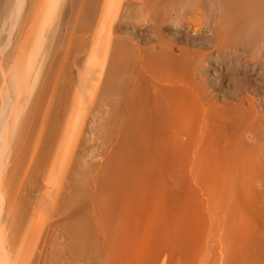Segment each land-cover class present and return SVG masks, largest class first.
<instances>
[{
  "label": "rangeland",
  "instance_id": "rangeland-1",
  "mask_svg": "<svg viewBox=\"0 0 264 264\" xmlns=\"http://www.w3.org/2000/svg\"><path fill=\"white\" fill-rule=\"evenodd\" d=\"M38 1L0 0V264H264V0H60L23 93Z\"/></svg>",
  "mask_w": 264,
  "mask_h": 264
},
{
  "label": "bare ground",
  "instance_id": "bare-ground-1",
  "mask_svg": "<svg viewBox=\"0 0 264 264\" xmlns=\"http://www.w3.org/2000/svg\"><path fill=\"white\" fill-rule=\"evenodd\" d=\"M42 1V0H41ZM60 2V0H44V2H42L41 4H43V5H41V7H43L42 9H41V11H39V18H38V22H39V24H38V26H36L35 27V32L37 33L36 34V42H33V43H31V41H30V43H31V45L29 44V40H27V38H28V35H29V32L30 31H26V35L24 36V34H23V36H24V40H23V43H22V48H20L21 50H19V55H20V66H21V68L23 69V72H20V74H14V77L15 78H13V77H10L9 79L11 80V78L13 79L12 81H16L17 82V90L19 91V89H21L22 91L21 92H23V93H25V91H26V89L27 88H30V85H31V82H30V79H31V76H30V72H31V70H30V68H32V65L33 64H35L37 61L36 60H38L37 58H39V57H37L38 56V53H40L41 52V50H42V46H43V42L45 41L44 40V33H46L45 31H46V27H47V24L49 23V22H51L48 18L50 17V15L52 14V10H53V5H55V4H57V3H59ZM38 2H40V0L38 1ZM17 4V3H16ZM20 5V4H19ZM37 5H40L39 3L37 4ZM56 8V7H55ZM14 9V8H13ZM37 9V12H38V7L36 8ZM12 10V9H11ZM15 11V10H14ZM55 13H57L56 11H55ZM54 13V14H55ZM48 17V18H47ZM53 17V16H52ZM51 18V17H50ZM48 25H50V24H48ZM30 27V26H29ZM13 31V30H12ZM49 31V30H48ZM41 37V40L40 39H38V38H40ZM46 38V37H45ZM34 39H35V37H34ZM96 39H97V41L93 44V46H92V49H91V55L92 56H95V57H97L96 56V54H97V52H99L100 51V53H101V51H102V49H103V47H102V44H101V42H100V40H99V37L97 36L96 37ZM93 42V41H92ZM17 46V45H16ZM32 48V49H31ZM92 56H90L89 58V61L91 62H94V64H97L98 66H100L99 64H98V62H97V60H96V58L95 57H92ZM98 57H100V55L98 56ZM91 58L93 59V60H91ZM40 59V58H39ZM95 60V61H94ZM100 63V62H99ZM36 65H39L38 63L36 64ZM87 66H88V64H87ZM38 67V66H37ZM40 67V66H39ZM10 68H12V66L10 67ZM9 69V68H8ZM10 70V69H9ZM12 71V70H11ZM12 73H14V72H12ZM9 74V73H8ZM2 75V74H1ZM5 75V74H4ZM9 76V75H8ZM12 76H13V74H12ZM35 76V75H34ZM95 77H97V78H99V76L97 75V76H95ZM5 78H7L6 76H5ZM15 79V80H14ZM92 79H93V77H92ZM5 80V79H4ZM4 80H3V83H6V80H5V82H4ZM10 80H8V81H10ZM15 82V83H16ZM8 83V82H7ZM14 83V84H15ZM6 86H4V87H2V88H5ZM10 88L12 87V86H9ZM14 87H16V86H14ZM8 89V88H7ZM28 90V89H27ZM3 91L5 92V90H2L1 92H2V97H1V100H3V102H1V105H4V107L2 106V108H0V118H1V120H0V122L2 123V122H4V121H2V118L3 117H5L4 116V114L5 115H8L9 116V110H11L12 109V107L10 106V105H14V103H15V101H16V99H18L16 96H15V98H13L12 99V95H13V93L16 91V89H15V91L13 90V88H11V91L12 92H10L11 93V97H8L7 96V94H5V93H3ZM6 91H8V90H6ZM0 92V93H1ZM16 93H18V92H16ZM20 95V94H19ZM10 96V95H9ZM24 96H25V94H24ZM24 96H21V98L22 97H24ZM28 96V95H27ZM13 97H14V95H13ZM9 98H11L10 100H8ZM28 98V97H27ZM8 101H7V100ZM24 99V98H23ZM21 101V100H20ZM22 102V101H21ZM21 102H20V104H21ZM17 103V102H16ZM20 104H18V105H20ZM81 104V103H80ZM17 105V104H16ZM15 105V106H16ZM21 105H23V104H21ZM26 105V104H25ZM1 107V106H0ZM8 107H10L11 109H9ZM18 108H20V107H18ZM23 109H24V107H23ZM16 110V109H15ZM14 109L12 110L13 112L15 111ZM6 111V112H5ZM18 112H20V111H18ZM11 115V114H10ZM18 115V114H17ZM3 116V117H2ZM12 116V115H11ZM11 116L9 117V118H11ZM8 118V119H9ZM13 118V117H12ZM16 119V118H15ZM13 120V119H12ZM11 120V121H12ZM8 121V120H7ZM18 121H20V120H18ZM15 122H17V120L15 121ZM5 123V122H4ZM3 123V124H4ZM9 123V122H8ZM14 123V121H12V124ZM11 124V123H10ZM10 124H9V126H10ZM17 124V123H16ZM5 125V124H4ZM77 126V125H76ZM1 127H3V125H1ZM78 128V127H77ZM7 129V128H6ZM5 129V130H6ZM79 130H80V128H79ZM71 131H72V129H71ZM6 133V132H5ZM64 136V135H63ZM71 136V135H70ZM65 138V137H64ZM1 142V141H0ZM6 142V141H5ZM71 142V141H70ZM76 142V141H75ZM74 147V146H73ZM69 149V148H68ZM6 151V150H5ZM4 155L6 154V153H3ZM52 160V159H51ZM62 162V161H61ZM2 163V162H1ZM61 164V163H60ZM50 166V165H49ZM52 166V165H51ZM64 166V165H63ZM62 166V167H63ZM1 169V168H0ZM60 169V168H59ZM50 176V175H49ZM45 178V177H44ZM53 178V177H52ZM48 181H50V180H48ZM50 182H48V184H49ZM51 185V184H50ZM61 186V185H60ZM1 188V187H0ZM50 188V187H49ZM53 188V187H52ZM3 189H6V184L4 185V187H2V190ZM2 190L0 191V193L2 192ZM54 191V190H53ZM56 191H57V189H56ZM58 192V191H57ZM49 194V193H48ZM54 194V193H53ZM46 195V194H45ZM0 196L2 197L3 195H1L0 194ZM2 199V198H1ZM4 199V198H3ZM4 201V200H3ZM4 204V203H3ZM10 207V206H9ZM0 209H2L1 207H0ZM30 221V220H29ZM249 221V220H248ZM255 224V223H254ZM247 226V225H246ZM259 228V227H258ZM27 229V228H26ZM26 229H25V231H26ZM245 229V228H244ZM252 230H253V228H251ZM247 230H249L250 231V229L248 228ZM24 231V232H25ZM23 232V233H24ZM242 233H244V232H247L246 231V229L244 230V231H241ZM240 232V233H241ZM254 232V231H253ZM241 233V234H242ZM251 233L252 232H249V234H247V233H245V234H247V235H250L249 237H247V239L249 240H251V238L253 237V235H251ZM2 234V233H1ZM245 234H242V235H245ZM254 234V233H253ZM259 235V234H258ZM256 236L257 235H255L254 236V238H256ZM38 237H39V235H38ZM37 237V238H38ZM244 237V236H243ZM259 237H260V235H259ZM259 237H258V239H259ZM261 238V237H260ZM239 239H240V236H239ZM245 239V238H244ZM243 239V240H244ZM263 239V238H262ZM4 240V239H3ZM254 240V239H253ZM252 241V240H251ZM257 241V240H256ZM264 241V240H263ZM242 242V241H241ZM248 242H250V241H248ZM253 242V241H252ZM257 242H259V244L260 245H263L264 243L260 240H258ZM261 242V243H260ZM1 243V242H0ZM5 243V242H4ZM246 243V242H245ZM244 242L242 243V244H245ZM254 243V242H253ZM253 243H250L251 245L253 244ZM263 243V244H262ZM247 244V243H246ZM245 244V245H246ZM250 244H247V245H249L248 246V248L249 247H251L250 246ZM258 244V243H257ZM239 245V244H238ZM258 246V245H257ZM1 247V246H0ZM6 247V246H5ZM29 247V246H28ZM32 247V246H31ZM255 246H252L251 248H254ZM7 248V247H6ZM246 248V247H245ZM3 249V248H2ZM1 248H0V250H2ZM239 249H240V247H239ZM247 249V248H246ZM255 249H258V247L257 248H255ZM4 250H6L5 248H4ZM249 250V249H248ZM240 252V251H239ZM247 252V251H246ZM251 252L253 253L254 251L251 249ZM257 252H258V250H257ZM1 253H2V251H1ZM7 254V253H6ZM247 254V253H246ZM245 254V255H246ZM249 254H251V253H249ZM240 255V254H239ZM4 256H5V254H4ZM3 256V257H4ZM256 256V255H255ZM2 257V256H1ZM264 257V256H263ZM253 258V257H252ZM264 259V258H263ZM239 261V260H238ZM3 262V261H2ZM252 262V261H251ZM256 262V261H255ZM227 263V262H226ZM263 264V263H262Z\"/></svg>",
  "mask_w": 264,
  "mask_h": 264
}]
</instances>
